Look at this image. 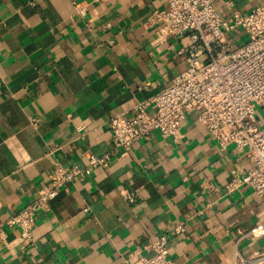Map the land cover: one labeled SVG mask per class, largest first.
I'll return each instance as SVG.
<instances>
[{
	"label": "crops",
	"instance_id": "1",
	"mask_svg": "<svg viewBox=\"0 0 264 264\" xmlns=\"http://www.w3.org/2000/svg\"><path fill=\"white\" fill-rule=\"evenodd\" d=\"M71 1L0 0L2 221L47 185L56 165L82 166L88 153L107 152L110 118L129 116L186 66L178 52L186 39L163 37L149 20L167 0H83V17ZM263 3L214 0L227 19ZM256 117L264 129V111ZM246 166L234 145L221 150L188 113L179 137L153 131L60 191L36 212L31 243L17 227L0 226V264H128L150 253L155 234L167 236L176 264H228L262 252L264 236L238 239V230L255 223L264 196L225 189L231 170Z\"/></svg>",
	"mask_w": 264,
	"mask_h": 264
},
{
	"label": "built area",
	"instance_id": "2",
	"mask_svg": "<svg viewBox=\"0 0 264 264\" xmlns=\"http://www.w3.org/2000/svg\"><path fill=\"white\" fill-rule=\"evenodd\" d=\"M86 3L72 0L73 14L83 17ZM149 20L159 25L163 37L186 39L178 51L185 54V68L157 93L136 101L129 116L117 113L110 118L111 145L107 152L88 153L82 166L56 165L46 186L0 220V226L19 229L21 242H32L36 212L47 208L60 191L93 169L106 167L113 157L127 155L135 141L153 131L163 138L179 137L188 113H194L221 150L234 145L247 160L246 167L231 170L226 191L245 186L257 196H264V129L256 117L257 108L264 111V3L246 13L233 10L227 19L219 15L214 0H167V6L154 9ZM242 34L245 39L239 41ZM122 196L128 202L134 201L133 193L125 191ZM256 216L248 230H238V239L264 236V207ZM182 230V225L175 227V232ZM148 249V255H133L128 264H176L169 257L165 234L153 235ZM263 261L264 251L249 257L238 254L228 264Z\"/></svg>",
	"mask_w": 264,
	"mask_h": 264
}]
</instances>
